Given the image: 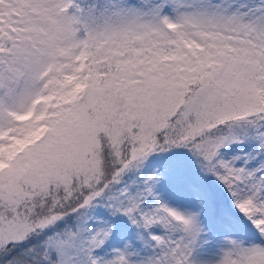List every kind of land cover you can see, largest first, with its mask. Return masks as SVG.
Returning a JSON list of instances; mask_svg holds the SVG:
<instances>
[{"label":"snow or ice","instance_id":"snow-or-ice-1","mask_svg":"<svg viewBox=\"0 0 264 264\" xmlns=\"http://www.w3.org/2000/svg\"><path fill=\"white\" fill-rule=\"evenodd\" d=\"M0 264H264V0H0Z\"/></svg>","mask_w":264,"mask_h":264}]
</instances>
